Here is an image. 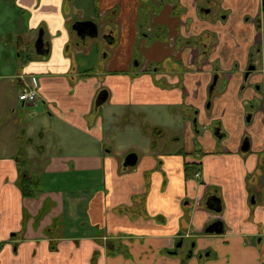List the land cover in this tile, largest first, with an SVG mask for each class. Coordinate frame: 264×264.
Wrapping results in <instances>:
<instances>
[{
	"label": "crops",
	"instance_id": "obj_1",
	"mask_svg": "<svg viewBox=\"0 0 264 264\" xmlns=\"http://www.w3.org/2000/svg\"><path fill=\"white\" fill-rule=\"evenodd\" d=\"M61 1L14 0L31 15L17 32L51 21ZM94 9L119 61L80 69L64 50L73 32L49 27L48 53L13 74L17 93L29 83L36 101L22 104L0 82L4 114L36 108L30 123H0V264H264L262 0H95ZM94 14L75 19L99 32ZM154 109L172 124L152 120ZM124 111L140 119L120 124ZM175 124L182 136L164 149ZM114 131L126 145L143 141L133 166L123 167ZM25 176L33 196L21 192ZM139 194L146 215L133 217ZM215 221L221 231H206Z\"/></svg>",
	"mask_w": 264,
	"mask_h": 264
},
{
	"label": "rangeland",
	"instance_id": "obj_2",
	"mask_svg": "<svg viewBox=\"0 0 264 264\" xmlns=\"http://www.w3.org/2000/svg\"><path fill=\"white\" fill-rule=\"evenodd\" d=\"M61 5V13L59 15H54L53 13L48 17H50L52 20H39L36 18V25H34L33 29L30 31L17 32L18 29L22 28V26L26 27L27 20L31 15H28L25 13H20L19 10L14 5V0H7L6 4L3 0V5H0V76L6 77L0 82H4V84L7 87V90L10 89L9 96H14L16 99H18V93L16 90V81L13 79V74L23 72L25 62L30 57H35V39L38 34V32H43V37L48 42L51 41L50 37H48V30L49 27L51 29H57L59 31V28L64 26L68 32H71V25L75 18L78 16H86L89 15V12L95 13V9L92 10V8L95 6V0H62ZM92 10V11H90ZM89 11V12H88ZM97 13V12H96ZM95 21L98 24H101V19L98 15H93ZM144 18V17H142ZM104 24V23H103ZM20 27V28H19ZM46 29H45V28ZM47 30V33L45 32ZM102 28V24L100 25V30L96 37L90 38L86 37V39L81 43V40L75 35L73 32L71 34L72 39L66 43L65 45V53L70 54L75 58V62L79 64L80 69H82L85 65L88 68H92V71H99L98 69H104L105 67L111 65V63L114 61H119L116 58H114L113 50L114 48H117V44L110 43L108 44L105 40V37H103L104 33ZM21 35V39L19 38ZM136 49V46L134 47V50ZM117 51V50H116ZM137 51V49H136ZM116 54H119L117 52ZM136 61V58H134L131 62L132 66L134 65V62ZM138 61V60H137ZM77 65V64H76ZM157 66L158 68H165L164 63L158 64V65H151L149 70V73L153 72V68ZM104 71V70H102ZM3 100V96H0V110ZM19 100V99H18ZM20 107V105H19ZM30 110H18V108L15 107V110L12 111V108L8 109L5 114L3 113V110L0 111V123L3 122V119H12L16 117V115L20 116L22 120H18V123L20 126L26 123H30L31 119H29V116L27 112L33 110L36 112V108L32 107L29 108ZM125 115L121 117V122L126 119L127 116L130 117L131 120L134 119H140L139 115H134L133 113L128 114L126 111H124ZM122 113V114H123ZM153 114L152 120H156L158 122L164 123V124H172L171 119H167L164 114H161L160 111H156L155 109L152 111ZM157 116V118L155 117ZM186 119H188L186 117ZM144 119L143 123L144 125H147L148 122ZM37 122L39 120L37 119ZM36 124V121L35 123ZM40 125V123H38ZM178 126V130H175L172 127L167 126V135L165 138L162 139L161 142H165L166 148L172 147L171 138H169V135L171 133H180L182 136V130L180 124H175ZM35 126V125H34ZM43 126V125H42ZM41 126V127H42ZM119 126V124H117ZM36 128V126H35ZM22 130V129H21ZM20 130V131H21ZM22 137V133L19 134ZM115 137V144L114 148H120L122 150H127V152L124 154L127 155L128 153H141L142 151V145L143 141H141L140 138L135 139L134 141L127 142V145L125 143L126 136L124 134H119L118 132H113L112 134ZM36 138V134L33 136ZM165 149V148H164ZM162 151V150H161ZM123 156V157H124ZM122 157V159H123ZM142 197L143 194H139L135 198V204L132 207H128L129 210L132 212L133 217H141L146 215L142 208ZM124 230H122L123 232ZM125 239H107L104 241L106 242H116V243H126L124 242ZM127 242H131V239L129 236L126 237ZM96 243L99 244V240H96ZM98 250V249H94ZM208 251L204 252V255H207ZM96 257V255H94ZM205 260V257L203 258Z\"/></svg>",
	"mask_w": 264,
	"mask_h": 264
},
{
	"label": "water",
	"instance_id": "obj_3",
	"mask_svg": "<svg viewBox=\"0 0 264 264\" xmlns=\"http://www.w3.org/2000/svg\"><path fill=\"white\" fill-rule=\"evenodd\" d=\"M264 3V0H262V4ZM71 29L75 32V34L80 37L81 39H85L86 37H90V38H94L97 36L98 34V27L97 24L91 20V19H87V20H76L72 23L71 25ZM43 37L42 34L39 32L38 36L34 42L35 45V51L38 54H47L49 51V47L47 46V48L43 51ZM253 68L252 66L250 67V69ZM212 88V86H211ZM101 101H104L106 98L105 96L100 97ZM99 104V102H97ZM243 150H246L247 147L246 145L241 148ZM137 160V156L135 153H128L123 161V167H128V166H133L136 163ZM208 204V208L211 210H214L216 212L220 211V206H213L211 203H207ZM221 222L220 221H215L213 223H211L210 225H208L205 230L212 232L214 231H221ZM178 245H180V243H178Z\"/></svg>",
	"mask_w": 264,
	"mask_h": 264
},
{
	"label": "flooded vegetation",
	"instance_id": "obj_4",
	"mask_svg": "<svg viewBox=\"0 0 264 264\" xmlns=\"http://www.w3.org/2000/svg\"><path fill=\"white\" fill-rule=\"evenodd\" d=\"M263 5H264V3H263ZM76 20H86V19H74L73 20V22L74 21H76ZM72 22V23H73ZM73 31V30H72ZM71 31V32H72ZM74 32V31H73ZM111 31H109V32H106V33H104V35H103V37H105V40H106V42L108 43V44H110L111 43V41H112V36H111V34H109ZM39 33V32H38ZM40 33L42 34V37H43V32L42 31H40ZM75 33V32H74ZM112 33V32H111ZM76 35V34H75ZM37 36H38V34H37ZM37 36H36V38H37ZM77 36V35H76ZM78 37V36H77ZM81 41H84L85 39H81L80 37H78ZM36 40V39H35ZM43 41H44V43H43V48H42V50L44 51L46 48H47V46L49 47V42L47 41V40H45L44 39V37H43ZM35 53H36V51H35ZM137 63V61H135L134 62V65ZM253 67V68H251L250 69V67ZM254 65H253V62L252 63H250L249 64V66H248V69L246 70V73H245V75H246V77H247V75L249 74V72L251 71V70H253L254 69ZM15 78V80H20V76H15L14 77ZM214 85H215V80H213V82H212V84H211V86H212V88H211V86H210V89H213L214 88ZM19 90V89H18ZM36 101V100H35ZM22 102V101H21ZM22 104H25V102H22ZM213 133H214V135H216V136H221V132L219 131V129L216 127V126H214L213 127ZM243 145L245 146L246 145V147H248V143L246 142V141H244V143H243ZM243 147V146H242ZM193 176L194 177H200V172H199V169H195L193 172ZM178 243H180V242H177V244H176V246L178 247V246H180V245H178ZM174 247V250H173V252L172 253H176V249H177V247Z\"/></svg>",
	"mask_w": 264,
	"mask_h": 264
},
{
	"label": "built area",
	"instance_id": "obj_5",
	"mask_svg": "<svg viewBox=\"0 0 264 264\" xmlns=\"http://www.w3.org/2000/svg\"><path fill=\"white\" fill-rule=\"evenodd\" d=\"M37 98V90L29 83H23L18 90V99L25 103H34Z\"/></svg>",
	"mask_w": 264,
	"mask_h": 264
},
{
	"label": "trees",
	"instance_id": "obj_6",
	"mask_svg": "<svg viewBox=\"0 0 264 264\" xmlns=\"http://www.w3.org/2000/svg\"><path fill=\"white\" fill-rule=\"evenodd\" d=\"M263 7H264V5H263ZM193 170H194V168H193ZM18 184H19V186L21 188L22 194L26 195V196H33L39 190V188H38V186H36L35 182L30 180V178L27 177V176L23 177ZM0 245H1V243H0Z\"/></svg>",
	"mask_w": 264,
	"mask_h": 264
}]
</instances>
